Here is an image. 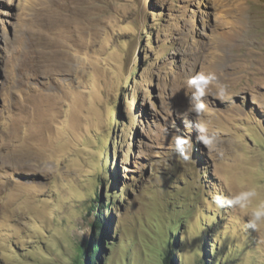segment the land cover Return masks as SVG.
Instances as JSON below:
<instances>
[{"label": "rangeland", "instance_id": "obj_1", "mask_svg": "<svg viewBox=\"0 0 264 264\" xmlns=\"http://www.w3.org/2000/svg\"><path fill=\"white\" fill-rule=\"evenodd\" d=\"M251 1L227 18L215 0H0V264H79L99 217L97 264H264V227L211 205L250 187L264 201V0ZM201 71L227 87L204 97L211 149L189 110Z\"/></svg>", "mask_w": 264, "mask_h": 264}, {"label": "clouds", "instance_id": "obj_2", "mask_svg": "<svg viewBox=\"0 0 264 264\" xmlns=\"http://www.w3.org/2000/svg\"><path fill=\"white\" fill-rule=\"evenodd\" d=\"M186 83L193 90L188 97L189 110L196 113L198 117L193 125L197 132L196 139L206 148L211 149L217 142L218 137L215 134H209L207 122L199 119L207 110L204 97L207 95L210 85L215 84L217 97L223 99L227 95V87L217 82L215 74L202 71L188 78ZM174 145V151L179 158L184 161L190 160V138L178 135L174 137ZM258 195L256 187H250L227 195L214 192L211 195V205L218 209L228 207L246 213L248 217L247 227L258 230L264 227V201L258 202L253 206V201ZM250 208L251 210L249 211Z\"/></svg>", "mask_w": 264, "mask_h": 264}, {"label": "bare ground", "instance_id": "obj_3", "mask_svg": "<svg viewBox=\"0 0 264 264\" xmlns=\"http://www.w3.org/2000/svg\"><path fill=\"white\" fill-rule=\"evenodd\" d=\"M250 1L251 0H215L216 4L220 8V11L227 18L233 17L235 15H239V14L240 15L245 14L246 6L247 4H249ZM244 23H245V17L238 18L236 20H229L228 22L226 21V26L222 29L221 34L227 38L234 37L236 34H239L241 28L245 26Z\"/></svg>", "mask_w": 264, "mask_h": 264}, {"label": "trees", "instance_id": "obj_4", "mask_svg": "<svg viewBox=\"0 0 264 264\" xmlns=\"http://www.w3.org/2000/svg\"><path fill=\"white\" fill-rule=\"evenodd\" d=\"M103 224L104 221L102 217L97 218V221L93 223L94 228L99 231V237L93 236L89 242H86V248H83L79 258V264H97L99 262L102 246L104 244ZM166 264H177L174 253H171L166 259Z\"/></svg>", "mask_w": 264, "mask_h": 264}]
</instances>
